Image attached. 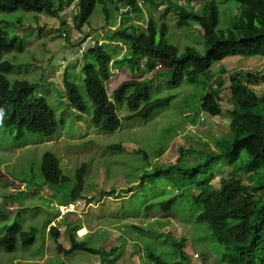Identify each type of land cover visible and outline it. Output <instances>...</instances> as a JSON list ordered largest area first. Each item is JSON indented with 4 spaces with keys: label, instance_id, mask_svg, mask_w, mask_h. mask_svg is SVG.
Masks as SVG:
<instances>
[{
    "label": "rangeland",
    "instance_id": "1",
    "mask_svg": "<svg viewBox=\"0 0 264 264\" xmlns=\"http://www.w3.org/2000/svg\"><path fill=\"white\" fill-rule=\"evenodd\" d=\"M178 1L187 4L189 0ZM204 1L191 0L190 5L199 10ZM214 1L220 8L215 28L216 33H220L233 27L241 9L235 0ZM140 4L141 10L136 16L130 12L137 21L146 23L150 16L158 25L166 21L167 42L180 51L186 45L204 49L201 26L197 23L179 26L176 22L178 9L168 0H141ZM107 6L110 15L105 17L103 7ZM78 9L79 0H74L64 6L60 18L23 10L0 12V25L10 36L17 35L24 44L22 51H10L2 57L13 63L7 75L9 82L41 80L43 85L36 91L37 95L42 94L47 99L58 123L53 136L25 132L17 137V130L0 125V236L14 222L25 229L37 228L36 239L30 246H22L19 242L13 251L0 247V264L27 263L30 258L45 255L48 256L46 264H82L93 256L84 250L69 255L59 253L46 231L47 223L55 220L58 214L55 205L63 203L65 195L70 199L68 194L78 182V172L85 181L82 199L77 200L80 213L68 212L61 221H56L58 226L65 223L58 238L60 243L68 241L69 244L71 231L77 233V228L82 227L79 233H87L75 234L76 239L91 247H114L107 264H156L148 254L159 255L168 264H220L219 244L210 227L197 219L201 207L188 200L189 195H197L199 190L175 186L163 178L144 184L138 182L146 170L177 162L181 152H184L181 157L192 164L202 159L192 150H215L214 141L229 130L232 72L261 73L264 62L258 58L251 64L225 67L226 71H220L223 73L216 63L211 72L212 80L207 84L209 87L215 83L223 85L222 112L217 116L207 115V120L194 128L190 126L198 123L200 98L205 92L204 77L198 82H182L175 86L169 85L167 79L154 80L152 97H167L169 104L147 119H128L131 112L127 105L117 104L121 126L112 133L102 134L91 124L92 104L89 111L81 113L68 101L63 76L67 72L79 91L86 94L81 66L94 41L109 43V47L116 50L115 54L124 53L126 46L113 41L111 35L125 8L118 0H103L90 21L81 28L74 24ZM114 21L117 23L112 25ZM116 43L121 46H114ZM226 63L233 64L231 60ZM139 74L123 63L112 68V75L106 82L109 94L122 81ZM252 87L258 94L264 93V81ZM48 151L56 155L65 176L55 185L46 183L41 172L43 155ZM212 170L211 183L219 187L221 180L230 174L231 167L220 158L213 162ZM238 175L245 177L246 174L239 172ZM174 195L177 200L169 211L155 204Z\"/></svg>",
    "mask_w": 264,
    "mask_h": 264
},
{
    "label": "trees",
    "instance_id": "2",
    "mask_svg": "<svg viewBox=\"0 0 264 264\" xmlns=\"http://www.w3.org/2000/svg\"><path fill=\"white\" fill-rule=\"evenodd\" d=\"M73 1L0 0V12L23 10L60 18L64 6ZM102 1L79 0V9L74 15L75 27L81 28L88 23ZM118 1L125 12L111 39L126 46L124 53L115 54L116 50L110 48L109 43L94 41L86 51L81 66L86 94L79 91L77 83L67 72L63 76L68 101L81 113L89 111L92 104L90 121L102 134L112 133L121 126L117 104L127 105L131 112L127 115L128 119H147L157 109L169 104L167 97H152L151 83L154 80L167 79V83L172 86L182 82H198L202 77L207 81L215 61L231 55L264 56V0H235L241 9L240 16L235 19L233 27H227L220 33L215 31L219 23L220 8L214 0L204 1L205 4L199 10L190 5L191 0L187 4L168 0L178 9L176 22L179 26L189 27L197 23L202 28L204 49L186 45L182 51L165 40L168 33L166 21L158 25L151 16L146 23L133 18L141 10V0ZM103 11L105 17L110 15L108 6L103 7ZM113 23L115 25L117 22ZM118 44L114 46L120 47ZM23 49L24 44L20 38L17 35L10 36L0 25V125L17 130V137L23 136L25 132L53 136L58 125L55 111L47 99L36 92L43 82L16 79L10 83L8 80L7 75L12 70L13 63L8 59L2 60V57L7 52ZM122 63L140 74L122 81L110 95L106 82L112 75V68ZM262 79L264 75L258 77L255 73L245 71H236L231 75L229 130L214 141L215 150H192L202 157L192 164L181 157L184 155L181 152L177 162L146 170L138 182L144 184L145 181L154 182L163 178L175 186L199 190L197 195H189L188 200L201 207L197 219L210 227L219 244L220 264H264V93L259 95L250 86L252 81ZM205 80L202 79L204 90L207 86ZM219 86L217 84L216 88L203 93L199 116L201 113L211 116L221 114L222 106L217 102ZM220 158L228 163L231 171L221 180V185L216 187L211 183L214 176L212 164ZM61 169L55 154L48 151L43 155L41 172L46 183L55 185L64 180ZM239 172L245 173V177L239 176ZM78 173V182L68 194L69 201L81 197L85 181L81 172ZM64 197L68 199L67 195ZM176 200L177 195H174L155 204L163 211H169ZM49 233L57 251L67 255L76 250H84L98 254L101 264L108 263L112 249L88 246L85 241L77 240L76 233L72 231L69 237L70 247L65 249L58 239V226L52 225ZM36 235L35 226L25 229L14 222L0 236V247L13 251L19 242L22 246H30ZM148 256L156 264H168L159 255ZM20 264L42 263L31 260Z\"/></svg>",
    "mask_w": 264,
    "mask_h": 264
},
{
    "label": "crops",
    "instance_id": "3",
    "mask_svg": "<svg viewBox=\"0 0 264 264\" xmlns=\"http://www.w3.org/2000/svg\"><path fill=\"white\" fill-rule=\"evenodd\" d=\"M258 58H261V62H264V56H261V55H251V56H248V57H243V56H241V55H231V56H227V57H225V58H223L222 60H219V61H215L213 64H212V66H211V68H210V73H209V75H210V80H212V74H211V72H213L214 70H212V68H213V66H215V64L216 63H218V68H219V72L221 71V70H223V71H226V68L225 67H230V66H233V65H237V64H244V63H247V64H251L253 61H255V60H257ZM228 60H231V62H233V64H227L226 63V61H228ZM251 67L253 66V65H250ZM264 66V65H263ZM223 68V69H222ZM236 71H242V70H235V71H233V72H236ZM232 72V73H233ZM244 72V71H243ZM246 72V71H245ZM250 72V71H249ZM215 73H217L216 71H215ZM220 73H223V72H220ZM251 73H255V74H257L258 75V77L260 76H262V75H264V71H262L261 73H258V72H251ZM231 77V76H230ZM262 81H264V79H262V80H259V81H252L251 83H250V86L252 87V85L255 87L256 85H258V84H260V82H262ZM206 83H209L208 82V80H207V82ZM220 85V84H219ZM222 86L223 85H220L219 87L220 88H222ZM207 88H209V84H207V86H206V88H205V91H206V89ZM229 89H230V86H229ZM252 89H253V87H252ZM254 91H256L255 89H253ZM231 91V90H230ZM220 92H221V89H220ZM257 93V92H256ZM258 94V93H257ZM263 94V93H262ZM230 95H231V93H230ZM259 95H261V94H259ZM230 97V96H229ZM230 109H231V105H230ZM229 109V110H230ZM217 116V115H216ZM197 126L199 125L198 123L196 124ZM23 186H25L24 185V183H23V185H22V187ZM83 192V191H82ZM132 191L130 190V192L129 193H131ZM105 197H107V196H104V198ZM79 199H82V197H80ZM78 200V199H77ZM74 200H72V201H69V199H67V198H65V201L63 202V203H69V202H73ZM61 204V203H60ZM66 215V214H65ZM52 224H56V221L55 220H52L50 223H47V225H46V231H47V234H49V228H50V226L52 225ZM64 225H65V223L64 224H61L60 226H59V231L61 232L60 233V236L62 235V229H63V227H64ZM82 227H78V229H77V233L76 234H78V235H84V234H86L87 232L85 231L84 233H79V231L80 230H82L81 229ZM60 236H59V239H60ZM77 238V237H76ZM77 240H80V239H77ZM60 241V240H59ZM80 241H83V240H80ZM69 242H70V240H69ZM62 243V242H61ZM62 246H64V248L65 249H68L69 248V246H70V243L68 244V241H67V244L66 243H62ZM104 247V246H103ZM105 248V247H104ZM114 247H108V248H106V249H113ZM59 252V251H58ZM59 253H62V254H64L63 252H59ZM91 253V252H90ZM71 254V253H70ZM93 256H91L88 260H84V261H82V264H101V259H100V257L98 256V254H96V253H91ZM65 255V254H64ZM67 255H69V254H67ZM32 259H35L34 261H38V262H40V263H42V264H46V259H48V256H36L35 258H30V259H28L27 261H31ZM33 261V260H32ZM93 261V262H92ZM118 261V260H117ZM92 262V263H91Z\"/></svg>",
    "mask_w": 264,
    "mask_h": 264
},
{
    "label": "built area",
    "instance_id": "4",
    "mask_svg": "<svg viewBox=\"0 0 264 264\" xmlns=\"http://www.w3.org/2000/svg\"><path fill=\"white\" fill-rule=\"evenodd\" d=\"M205 119H206V116L201 114L199 121L203 122L205 121ZM191 127L194 128L195 126H191ZM79 204H80V201H75L72 203L58 205L57 208L59 210V217H62L64 214L68 212H79V208H78Z\"/></svg>",
    "mask_w": 264,
    "mask_h": 264
},
{
    "label": "clouds",
    "instance_id": "5",
    "mask_svg": "<svg viewBox=\"0 0 264 264\" xmlns=\"http://www.w3.org/2000/svg\"><path fill=\"white\" fill-rule=\"evenodd\" d=\"M76 13H77V12H76ZM76 13H75V14H76ZM217 84H218V83H215V84L213 85V87H209V88H207L206 91L209 92L211 89L216 88V87H217ZM220 89H221V88H220ZM206 91H205V92H206ZM205 92H204V93H205ZM220 97H221V92L219 93V99H217V102H218L219 104H220ZM201 114L204 115L205 113H201ZM205 116H207V114H205ZM208 116H211V115H208ZM208 116H207V117H208ZM199 119H200V116H199ZM199 119H198V123L200 122ZM206 120H207V118L205 119V121H206ZM191 126H195V127H196L197 125L195 124V125H191ZM191 126H190V128H192ZM20 187H21V186H20ZM13 190H14V188H13ZM78 200H79V199H78ZM75 201H77V200H75ZM75 201H73V202H75ZM69 203H72V202H69ZM61 204H67V203H61ZM61 204H58V205H61ZM58 205H55V206L57 207ZM57 211H58V214H57V216L55 217V221H61V220L64 218L65 214H64L62 217H59V210H58V208H57ZM75 213H76V212H75ZM77 213H80V211L77 212ZM52 225H57V223H56V224H52ZM52 225H51V226H52ZM51 226H50V227H51ZM57 226H58V225H57ZM58 228H59V226H58ZM76 251H77V250H76ZM65 255H66V254H65Z\"/></svg>",
    "mask_w": 264,
    "mask_h": 264
}]
</instances>
